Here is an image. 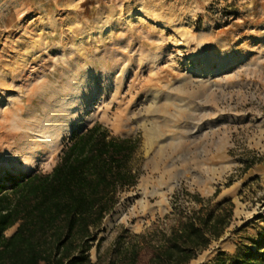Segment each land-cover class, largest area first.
Here are the masks:
<instances>
[{
    "label": "rangeland",
    "instance_id": "1",
    "mask_svg": "<svg viewBox=\"0 0 264 264\" xmlns=\"http://www.w3.org/2000/svg\"><path fill=\"white\" fill-rule=\"evenodd\" d=\"M65 109L50 152L28 171L0 161V179L49 172L96 122L138 138L140 175L103 220L102 260L216 191L213 204H234L230 224L189 264L264 253V0H0V124ZM150 255L141 245L140 263Z\"/></svg>",
    "mask_w": 264,
    "mask_h": 264
},
{
    "label": "trees",
    "instance_id": "2",
    "mask_svg": "<svg viewBox=\"0 0 264 264\" xmlns=\"http://www.w3.org/2000/svg\"><path fill=\"white\" fill-rule=\"evenodd\" d=\"M139 147L138 138L116 136L96 122L70 133L49 172L0 179V264H142L141 245L151 251L146 264H189L196 259L223 235L233 215L231 201L212 203L218 191L207 199L191 196L198 209L180 214L173 226L158 232L157 240L136 235L130 247L118 240L106 260L101 259L103 220L115 209L120 193L137 184L140 172L134 160ZM94 246L97 260L92 262ZM227 259L229 264H263L264 253H258L256 244L254 249L239 247Z\"/></svg>",
    "mask_w": 264,
    "mask_h": 264
},
{
    "label": "bare ground",
    "instance_id": "3",
    "mask_svg": "<svg viewBox=\"0 0 264 264\" xmlns=\"http://www.w3.org/2000/svg\"><path fill=\"white\" fill-rule=\"evenodd\" d=\"M49 111L43 113L39 119L30 114L27 124L25 126L23 124L24 127L21 130H12L9 126L0 124V161L28 171L50 152L49 149L55 140L54 131L69 110H61L56 115ZM10 113L11 111H5L3 116L7 122L11 123L12 119L7 116ZM14 116L17 120L23 115L14 114Z\"/></svg>",
    "mask_w": 264,
    "mask_h": 264
},
{
    "label": "crops",
    "instance_id": "4",
    "mask_svg": "<svg viewBox=\"0 0 264 264\" xmlns=\"http://www.w3.org/2000/svg\"><path fill=\"white\" fill-rule=\"evenodd\" d=\"M224 242H225V241H224ZM221 244H222L221 247L225 245L224 243H221Z\"/></svg>",
    "mask_w": 264,
    "mask_h": 264
}]
</instances>
